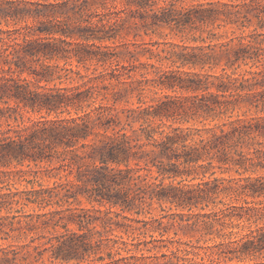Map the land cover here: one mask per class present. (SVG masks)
Listing matches in <instances>:
<instances>
[{"label": "trees", "instance_id": "1", "mask_svg": "<svg viewBox=\"0 0 264 264\" xmlns=\"http://www.w3.org/2000/svg\"><path fill=\"white\" fill-rule=\"evenodd\" d=\"M1 120L0 264H264V0H0Z\"/></svg>", "mask_w": 264, "mask_h": 264}, {"label": "rangeland", "instance_id": "2", "mask_svg": "<svg viewBox=\"0 0 264 264\" xmlns=\"http://www.w3.org/2000/svg\"><path fill=\"white\" fill-rule=\"evenodd\" d=\"M182 1L185 4H194L196 2H206V1H210V0H182ZM211 1H216V0H211ZM167 32H168V29H164L162 31L161 35L160 34L143 35L141 37H138L137 38V41L138 42H152V41L157 40V41H160V42H162V41H170V42H175V43H182V42H184L183 40L181 41V39H180L179 36H175L173 34H167L166 35ZM147 45L150 46V44H147ZM160 46H162V45H160ZM148 55H149L148 53H146L144 55H140L139 56V60L140 61H149V62L154 61V59H149L148 58ZM75 83H76V80L73 81V84H75ZM65 84H68V82H66ZM160 94L161 93L159 92L158 95H160ZM151 96H152V94L149 93L148 97H146V100H149V98H151ZM36 117H37L36 115H31L30 118L31 119H35ZM0 123H1L0 124V127L1 128H6L7 127L6 126V122L4 120H1ZM222 175L223 176H227V177L229 175L236 176L235 174H232V173H224ZM215 176H221V174L216 173ZM43 181L46 182V180H43ZM196 181L197 180H194L193 182H196ZM29 185L30 184H28L25 180H21V181L14 182L12 184V187H17V188L21 189V188H24L25 186H29ZM224 201L225 202H228L229 200H228V198H225ZM254 201L255 202H259V199H255ZM263 204H264V199H263ZM83 205L90 206L87 203H83ZM254 205L255 206H259V204H256V203ZM174 211H176V209L174 207H172L171 209H169L168 206H165V210H161L159 207H156V205H155L154 208H153V210H152V214L158 217V216L163 215L164 213H170V212H174ZM164 221H166V218H164ZM237 222H239L238 226L233 227V232L235 233V235H241V234H244V233H248L249 229H254L257 226L262 225V223H260L261 221H257L259 223H254V222L247 223V222H245V220H240V221L234 220L233 223H237ZM167 233H169L168 236H173L172 233H174V229L171 228ZM178 233H179V235L177 237H180L182 241L191 240L192 242H195V238H191V237H189L187 235L180 234V233H182L181 231H178ZM153 234L155 236H157V232H154ZM124 237L126 238V235H124Z\"/></svg>", "mask_w": 264, "mask_h": 264}]
</instances>
